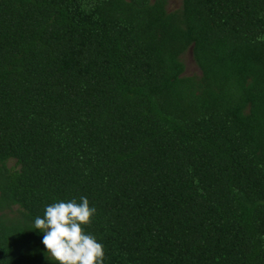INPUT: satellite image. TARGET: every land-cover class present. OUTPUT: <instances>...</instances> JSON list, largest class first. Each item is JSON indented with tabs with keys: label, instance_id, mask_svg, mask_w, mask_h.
I'll return each mask as SVG.
<instances>
[{
	"label": "trees",
	"instance_id": "1",
	"mask_svg": "<svg viewBox=\"0 0 264 264\" xmlns=\"http://www.w3.org/2000/svg\"><path fill=\"white\" fill-rule=\"evenodd\" d=\"M169 1L0 0V264L81 196L103 264H264V0Z\"/></svg>",
	"mask_w": 264,
	"mask_h": 264
},
{
	"label": "clouds",
	"instance_id": "2",
	"mask_svg": "<svg viewBox=\"0 0 264 264\" xmlns=\"http://www.w3.org/2000/svg\"><path fill=\"white\" fill-rule=\"evenodd\" d=\"M95 207L86 197L46 205L43 216L33 220V229L42 233L41 244L55 264H103V245L83 230ZM51 261V264H52Z\"/></svg>",
	"mask_w": 264,
	"mask_h": 264
},
{
	"label": "rangeland",
	"instance_id": "3",
	"mask_svg": "<svg viewBox=\"0 0 264 264\" xmlns=\"http://www.w3.org/2000/svg\"><path fill=\"white\" fill-rule=\"evenodd\" d=\"M182 7V0H170L168 4L169 11H174ZM182 59L185 63V73L186 76H200L202 74L201 69L197 65V63L194 60L192 50L189 49L183 56ZM8 166L12 167L14 169H18L19 166L17 165L16 159H10L8 161ZM16 211L18 207H15Z\"/></svg>",
	"mask_w": 264,
	"mask_h": 264
}]
</instances>
